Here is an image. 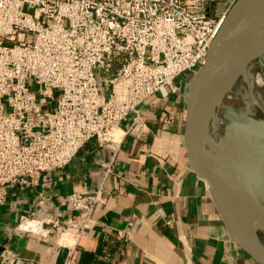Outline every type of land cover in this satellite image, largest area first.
Wrapping results in <instances>:
<instances>
[{"label":"built area","instance_id":"obj_1","mask_svg":"<svg viewBox=\"0 0 264 264\" xmlns=\"http://www.w3.org/2000/svg\"><path fill=\"white\" fill-rule=\"evenodd\" d=\"M224 1L0 0V206L10 188L65 168L90 141L110 152L99 188L65 198L76 216H23L19 231L67 248L72 264L124 138L144 134L143 104L205 64ZM19 262L0 252V264Z\"/></svg>","mask_w":264,"mask_h":264},{"label":"crops","instance_id":"obj_2","mask_svg":"<svg viewBox=\"0 0 264 264\" xmlns=\"http://www.w3.org/2000/svg\"><path fill=\"white\" fill-rule=\"evenodd\" d=\"M193 76L179 78V90L167 98L155 95L143 104L144 134L124 138L105 181V202L72 264H259L229 236L208 185L192 169L184 134ZM130 123L126 119L122 131ZM109 157V150L93 140L65 168L44 173L35 185L10 188L0 206V252H16L21 259L16 264H57L64 247L19 231L21 219L76 216L65 198L98 189L104 179L101 163Z\"/></svg>","mask_w":264,"mask_h":264},{"label":"water","instance_id":"obj_3","mask_svg":"<svg viewBox=\"0 0 264 264\" xmlns=\"http://www.w3.org/2000/svg\"><path fill=\"white\" fill-rule=\"evenodd\" d=\"M241 1L239 0L233 9ZM228 19L212 42L205 64L191 80L187 94L184 140L192 169L208 185L229 236L237 240L259 264H264V243L259 236V231L264 230V203L254 192L252 186L238 174V184H233L226 179L220 169L209 162L202 141L199 139L201 131L206 126L208 133L210 121L214 115H217V109L221 107L219 105L210 114H206L204 117L200 116L198 107L206 90L209 87H223L228 84H234L232 88L234 89L248 67L264 59V37H261L252 46L251 44L239 45L226 60L217 62L216 51L223 31L225 28H235L239 25V22L228 23ZM224 95H227L226 92ZM256 169L264 175L261 168L256 167ZM237 224L251 225L254 230L253 239L249 240L242 236L237 230ZM67 256L68 249L62 248L57 264H65Z\"/></svg>","mask_w":264,"mask_h":264},{"label":"rangeland","instance_id":"obj_4","mask_svg":"<svg viewBox=\"0 0 264 264\" xmlns=\"http://www.w3.org/2000/svg\"><path fill=\"white\" fill-rule=\"evenodd\" d=\"M238 1H224L220 9L221 14L225 13L221 29ZM253 76L257 81L253 95L241 80L238 81L234 88L235 98L226 96L217 109L216 116L221 123L216 126L212 120L208 136L216 147L215 167H219L233 184L239 183L237 177L240 176L264 203V175L256 169L259 167L264 172V59L253 64ZM259 236L264 243V231H259Z\"/></svg>","mask_w":264,"mask_h":264},{"label":"bare ground","instance_id":"obj_5","mask_svg":"<svg viewBox=\"0 0 264 264\" xmlns=\"http://www.w3.org/2000/svg\"><path fill=\"white\" fill-rule=\"evenodd\" d=\"M228 18V23L232 21L239 22V25L235 28H225L223 31L216 51L218 63L226 60L232 55L235 48L239 45L251 44L252 46L261 37H264V0H242L237 7L232 10ZM241 82L246 85L248 93L252 96L257 82L253 76V66L248 67L241 78ZM233 85L234 84H228L223 87H209L198 107L200 116L204 117L206 114L213 112L214 108L222 105L221 103L224 102L225 96L234 99L235 91L232 89ZM225 92L227 95H224ZM212 120H214V125L216 126L221 123L216 115L212 117L211 121ZM199 139L202 141L209 162L214 164L213 156L216 152V147L213 142L214 140L212 141L208 136L207 126L201 131ZM237 230L246 239H253L254 230L251 225L237 224ZM262 231L264 230L262 229ZM69 242L70 244L73 243L71 240Z\"/></svg>","mask_w":264,"mask_h":264}]
</instances>
